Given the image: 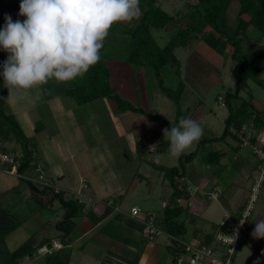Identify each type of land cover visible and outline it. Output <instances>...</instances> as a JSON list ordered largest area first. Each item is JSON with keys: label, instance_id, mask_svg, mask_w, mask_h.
<instances>
[{"label": "rangeland", "instance_id": "rangeland-1", "mask_svg": "<svg viewBox=\"0 0 264 264\" xmlns=\"http://www.w3.org/2000/svg\"><path fill=\"white\" fill-rule=\"evenodd\" d=\"M2 1L12 3L14 0ZM161 3V8L166 13L175 18L184 17L181 26L189 23L191 28L194 27L188 47L179 46L172 52L178 60L177 64L172 63V66H166L162 72L163 86L167 88L166 92L158 85V79L154 76L151 68L134 65L127 61L128 43L122 33L127 29L129 22L131 24L133 19L140 16L135 7V0L128 4L127 11H119L120 6L116 3L112 10L104 14L95 27L99 33L108 29L111 31L106 33L102 39L105 46L99 53L97 63L99 66L97 69L95 68L96 76L102 78L93 85L94 72L91 71L84 59L79 62L80 64L73 62L52 63L8 82L9 99L3 107V112L12 115L17 122L26 138L28 148L35 155L33 157L35 166L41 167L42 171L39 174H42L53 188L64 191L65 197L75 198L82 202L88 198L84 194L85 191H92L97 197H103L106 200L112 199L116 205L112 208L117 209L119 213H129L132 207H138L142 215L153 213L158 219L162 216L163 211L161 203L167 202L172 192L168 181L161 177L159 168L178 167V156L181 151L189 154L197 150L198 154L193 160L194 166L198 165L195 178L203 179L201 175L204 173L201 170L206 164L204 157L207 155L204 156L202 151L204 149L211 151L214 148L221 150L226 145V142L222 141L198 145V141L195 146L192 140L195 136L199 137L198 135H202L206 139L218 137L224 130V121L228 116V110L226 106L220 105L218 98H222L224 102L225 96L234 92L235 78L231 69L236 60L234 61L231 56V48L225 39L215 34L197 15H195L197 19L190 17V13L194 12L192 6L196 0H162ZM238 6V0H232L226 12V26L229 32L233 31L237 25ZM118 12H120V20L115 17ZM244 18L247 19V17ZM179 26L180 24L174 22L167 30L152 31L158 46L163 47L167 44ZM246 36L250 41L244 40L245 42L241 43L243 59L249 57L257 47L264 46V38L259 30L249 27ZM19 42L20 39L15 37L2 51V54ZM259 67V78L264 81V59L260 61ZM208 70L214 71L215 74L213 73L212 77L208 76L206 74ZM105 71L108 72L109 77L106 75L103 77ZM179 71L185 78L180 85L178 83L181 81ZM126 81L127 83H125ZM106 83L114 88L122 100L129 102L135 108L143 109L150 116L157 117L158 120L138 113H134L136 118L122 120V116L133 113L126 106L119 107L115 101L109 98L78 104L66 93L71 84L80 85L83 87L84 93L92 94L103 89ZM90 85L94 87L95 91ZM247 85L246 89L239 92L237 100H230L231 104L239 106L243 102H248L251 96L255 108L261 111L259 117L264 119V88L257 86L252 80H249ZM178 111L185 115L189 124L180 141L173 142L171 153L161 155L156 152L146 153L145 146L151 142L154 144L152 135L163 132L165 125L172 124ZM0 123L4 127L7 126V123L1 119ZM202 127L204 129H201ZM243 130L247 134L252 132L246 127ZM4 137V134L0 133V139H4ZM166 137V139L169 138V136ZM229 140L230 138H226L224 141ZM3 143L8 149L20 151L22 148V141H18L13 133H10ZM239 151V155L253 157L250 146ZM238 165L239 163L232 169L237 171ZM34 169V166L30 167L27 176L37 179V172H34ZM0 172L5 174L2 170ZM3 174H0V183L4 182L5 177L11 178ZM140 174L146 177V180L141 179ZM247 174L243 168L238 174L236 182L245 184L247 181L244 178ZM12 178L21 182L18 177ZM204 182L205 186L209 180ZM21 184L28 189L25 182H21ZM220 185L226 191L223 196L227 197L228 193L233 191L230 189L231 187L227 189L229 184L225 179H222ZM192 191L194 192V188ZM237 193L240 194L239 189ZM100 202L106 204L105 200ZM90 203L91 201L87 202L88 208ZM32 204L36 213L43 214L45 218L47 216L50 221V225L45 226L44 230L56 233L59 240L60 233L54 229L55 224L62 220L64 214L59 204L56 202L53 207L42 210L37 209L33 202ZM23 209L27 214L26 208ZM253 216L264 218V182L261 184L253 206L252 218ZM15 221L18 223L16 219ZM217 221L218 224L220 220ZM81 232L83 231L79 227L76 228L72 232V237ZM115 232L116 238H120L123 234L121 229ZM144 241H141L140 245L138 244L142 251L152 240ZM196 241L190 242L197 245ZM83 242L86 243L85 240L76 242V246L72 248L71 252L74 255L70 264H78L79 260L75 255ZM19 246L20 242L10 243V245L8 243V247L0 245V264L45 263L46 257L38 255L36 251L33 255L11 258L10 255ZM108 250L114 253L111 246L108 247ZM251 252L247 245L243 247L242 251L237 250L234 255L235 264H244ZM166 255L167 257L164 256L163 261V254L162 258L158 257L159 260L156 263L159 261L160 264L162 261L161 264H175L173 258L168 253ZM109 256L111 255L108 254L106 257ZM220 256L224 259L222 252ZM129 258L134 257L130 255ZM112 260L111 257L106 260L103 258L99 264H112Z\"/></svg>", "mask_w": 264, "mask_h": 264}, {"label": "trees", "instance_id": "trees-1", "mask_svg": "<svg viewBox=\"0 0 264 264\" xmlns=\"http://www.w3.org/2000/svg\"><path fill=\"white\" fill-rule=\"evenodd\" d=\"M131 1L14 0L12 3H6L0 0V119L7 123L6 127L0 123V133L5 136L4 139L1 138L0 140L4 142L8 135L13 133L18 141H22L21 157L18 159L19 166L17 168L20 175L30 167L34 166L36 168V166L33 161V152L28 148L26 138L23 136L14 117L3 112V107L9 99L8 82L52 63H79L84 59L90 66L91 71L94 72L93 85L102 78L96 76L97 71L95 68L97 69L99 66L97 64L99 53L105 46L102 39L106 33L111 31L108 29L99 33L95 27L104 14L112 10L116 3L120 6L119 11H127V6ZM161 2L162 0H135V7L140 16L133 19V23L129 24V22L124 32L128 37L127 61L134 65L151 68L154 76L158 79V85L166 92L167 88L163 86L162 72L166 66H172V63L177 64L178 60L172 52L179 46L182 48L188 47L194 27L191 28L189 23L181 26L184 17L175 18L166 13L161 8ZM231 2L232 0H196V3L192 6L203 23L215 34L225 39L231 48L233 60H236L234 67L231 69L235 78L234 92L227 94L223 102L228 110V116L224 121V130L221 136L208 139L202 138L198 145L231 138L238 142L233 149L238 151L240 147H243L244 140L253 145L255 134L264 128V119L259 117L261 111L255 108L251 96L248 102H243L239 106H232L230 101L239 98V92L246 89L249 80L264 88V81L259 78V63L264 59V46L257 47L246 59L242 58L241 52V43L250 41L246 36V31L250 26L259 30L264 38V0H238L237 25L233 31L229 32L226 26V12ZM119 13L115 16L118 20L121 18ZM128 15L132 18L129 13ZM244 17H247V19ZM174 22L180 24L178 30L167 44L163 47L158 46L153 38L152 31L167 30ZM91 31L92 33H90ZM15 37L20 39L19 44L9 48L2 54V51ZM104 75L109 77L107 71H105L103 77ZM178 83L179 85L182 84L181 81ZM90 87L92 86L90 85ZM82 88L80 85L71 84L66 93L74 98L78 104H85L100 98H109L115 101L119 107L126 106L133 113L152 117L143 109L135 108L129 102L122 100L110 87L109 83H106L103 89L92 94L84 93ZM92 88L95 91L94 87ZM152 119L158 120L157 117H152ZM244 127L252 131L249 136L244 132ZM185 128V115L178 111L172 124L165 125L163 132L152 135L154 144L153 142L151 144L155 148L154 152L170 154L173 149V139L180 136ZM166 136H169V138L166 139ZM197 153V150L189 154L181 151L178 156V167L159 168L164 179L168 181L172 192L163 208L162 216L158 219L155 217L154 224L163 234L171 238L183 239L186 233L183 223L176 221L183 213V208L178 204V200L189 198L183 179L186 166L195 159ZM222 156V153L211 150L207 153L205 165L209 168L218 165ZM24 182L28 185L30 199L37 206V209L42 210L53 207L57 202L64 211L62 220L57 222L54 228L60 233L59 242L66 246L69 242V235L75 227L73 220L83 216V202L75 198H66L63 191H55L52 187H41L28 180H24ZM107 208L112 209L111 206H107ZM119 217L128 225L136 226L142 232V224L123 215ZM17 226L18 223L15 219L8 212L0 209V245L5 246L4 238ZM212 241L213 238L207 236L202 244L211 245ZM44 244L46 242L34 247L33 239H28L10 256L16 259L28 254L33 255ZM240 244L237 250L240 249ZM166 249L174 262L177 255L175 243L172 244L171 242ZM140 254L141 250H138L134 259L128 260L126 264H138ZM252 260L253 254L245 264H249ZM68 261L69 255L63 254L62 249L52 256H47L44 264H68ZM122 262L124 263L123 260Z\"/></svg>", "mask_w": 264, "mask_h": 264}, {"label": "crops", "instance_id": "crops-1", "mask_svg": "<svg viewBox=\"0 0 264 264\" xmlns=\"http://www.w3.org/2000/svg\"><path fill=\"white\" fill-rule=\"evenodd\" d=\"M195 15H197L195 12L190 13V17L192 19L194 18L197 19ZM122 35L126 38V41L128 43V37L126 33L123 32ZM213 73L215 74V72L211 70L206 71V74L208 76L210 75L211 77ZM179 78L181 82L182 80L184 81L185 79L182 77L180 71H179ZM125 83H127V81ZM111 88L114 90L113 87ZM134 115H135L134 113H127L126 115H124V117L122 116L121 119L127 121V119L130 120L132 119V117L136 118V116ZM188 124H189V120L188 121L186 120V126H188ZM186 128L180 136L173 139L174 143L176 140L180 141L181 136L184 133H186ZM201 129H204V127H202ZM198 136L199 137L195 136L193 138L192 140L193 145L197 144L198 141L204 138L202 135H198ZM247 136H249V134ZM222 142H226V145L223 149L217 150L214 148L211 150L222 153L223 156L220 158L218 165L210 168L207 167L206 165L204 166V168L201 170L202 173H204L201 175L203 179L195 178L196 177L195 172L196 171L198 172L197 169L198 165L194 166L193 161L186 166V173L183 182L186 184L187 191L189 193V198L187 200L181 199L179 201L178 204L183 208V213L176 219V221L178 223H183V225L185 226L186 233L183 236V239L188 243L193 242V240H197L196 241L197 244H202L205 237L207 236L212 237V233L214 232V230L218 225L217 220H221L225 210L231 212L233 216H237L239 214V211L243 208L244 204L246 203V198L250 193V189L254 184L255 180L257 179L259 168H258L257 159L254 157V155L252 154L253 155L252 158H250L248 155L247 156L239 155L240 153L239 150L244 149L245 147H240V149L238 150L239 152L230 149L231 147L233 148L236 147L238 144L237 141H234L231 138L229 141H222ZM208 152H210L208 149H204L202 151V153H204V156H206ZM151 153H155V152H151ZM34 156L35 155L33 153V157ZM205 160L206 157H204V162ZM238 163H239L238 165L239 169L237 171L236 169H232V167H234ZM37 168L39 167L36 166L34 172H36L35 170ZM243 168H245L246 172L248 173L247 176L244 178L245 181L247 182H245V184L244 183L239 184L236 182V180L238 178V174H240V171ZM29 169L25 170L21 174V178H20L21 182L24 183V180L30 179V177L27 176L28 175L27 172L30 171ZM39 171L40 172L42 171L41 167L39 168ZM0 174L3 173L0 172ZM3 175L11 178L16 177L11 175L8 176L6 175V173ZM160 175L163 178L162 171L160 172ZM139 177L143 180L144 179L146 180V177L142 176L141 174L139 175ZM11 178L5 177L3 179L4 182L0 183L2 184L0 185L1 187L0 209L8 212L9 215L15 218L18 221V226L16 229H14L4 238L5 246L8 247V243L9 245L10 243L17 244V242H20V245H22L28 239H33L34 247H37L43 242L49 244L51 241H59L57 239L58 235H56V233L52 231L46 232L44 230L45 226L50 225V221L49 219H47V216L45 218L43 214H40L39 212L36 213L37 211L34 205L32 204V200L30 199L28 189L25 187V185L21 184L20 181L15 180L16 178L15 179L14 178L11 179ZM207 179L209 180V182L204 186L205 183L204 181ZM222 179L228 181L229 186L227 187V189L229 187H231L230 189H233V191L228 193L227 197L223 196L226 191H224V188H222L220 185ZM248 181L250 182L247 185ZM235 182L236 184H234ZM51 187L53 188V186ZM193 188H194V192L192 191ZM216 188L220 191L219 198L217 200L211 201L208 199V195L212 190ZM53 189L62 191L58 188H53ZM238 189L240 190V194L237 193ZM84 194L88 198L82 200L84 204L83 216L77 217L73 220L75 227L72 230L73 232L76 228L79 227L83 232H81L82 234L80 233L74 237H72L73 235L71 232L69 235V242L63 248V254L69 255L68 264H70L71 258L74 255L71 252L72 248L76 246L75 245L76 242L83 240H85L86 243L83 242L82 246L81 247L79 246L78 248L79 251L75 255L79 260L78 264H99L100 261L103 260V258H105L106 260V258L109 257L113 259L112 264H126L128 260L131 261L134 259V258H129V256L131 255L135 257L138 250H141L138 264H159V261L158 263H156V261L159 260L158 257L161 256L162 258V254H163L162 261L164 260V256L167 257L166 254L168 252L166 248L170 246V241L167 235L162 234L159 237L155 238L154 240L150 241L151 243L149 242L150 244H147L142 251V249L139 248L141 241L144 242L145 240L142 232L136 226L128 225L123 219H121L122 216L121 217L119 216L122 214H120L119 211H115V208L109 210L106 204H102L100 202L101 200H105L107 202V200H112V199L106 200L103 199V197H99V196L97 197L94 195L92 191H88V192L85 191ZM66 198L68 197L66 196ZM90 201L91 203L89 206L90 208L89 210L87 206V202ZM165 204L166 202H162L161 207L164 208ZM113 206L116 205L114 204ZM24 207L28 212L27 213L28 216H26L27 214H25L24 212L23 209ZM88 213L91 215H89ZM141 217L143 216L140 215L139 218ZM119 229H121V231L123 230V234L120 236V238H116L115 231ZM245 245L249 246L252 251L249 257L253 254V260L250 263L264 264V218L263 217L261 218L259 217L255 218L254 216L253 218L251 217L249 223V231L247 234L244 235L243 239L241 240L240 249L238 251H242ZM109 246H111L114 249L113 250L114 253H111L108 250ZM163 251H165V253H162ZM108 254H110L111 256L106 257ZM122 260L124 261V263L122 262ZM233 264H235V260Z\"/></svg>", "mask_w": 264, "mask_h": 264}, {"label": "built area", "instance_id": "built-area-1", "mask_svg": "<svg viewBox=\"0 0 264 264\" xmlns=\"http://www.w3.org/2000/svg\"><path fill=\"white\" fill-rule=\"evenodd\" d=\"M221 105L223 100L218 99ZM250 146L252 154L257 159L258 175L254 184L250 189V193L246 198V203L239 211L237 216H233L231 212L225 210L221 220L219 221L215 232L212 236L213 241L211 245L197 244L193 245L184 241L182 238H171L168 236L170 244L175 243L177 255L175 257V264H233L234 255L237 248L243 239L244 235L249 231V222L252 217L253 206L257 200L261 184L264 182V128L255 134V143L250 145L244 140L243 147ZM146 153L154 151L153 144L149 143L145 146ZM21 157V152L18 150L8 149L5 144L0 140V170L4 173L21 178L17 168L19 166L18 159ZM37 172V179H27L32 183L41 187H51L50 183ZM56 191V190H55ZM220 191L216 188L210 192L208 199L211 201L219 198ZM81 202V200H79ZM180 200H178L179 203ZM113 202L108 200L106 206L113 207ZM115 211H118L115 209ZM138 207H132L130 212H121L123 216L139 222L143 225L142 234L149 240L162 235V231L154 224L155 216L153 213L141 214ZM142 215L143 217L139 218ZM65 246L59 241H51L49 244H44L36 250V253L41 256H52L62 250ZM221 252L223 254L221 258ZM218 254V256H217ZM255 264V263H249Z\"/></svg>", "mask_w": 264, "mask_h": 264}]
</instances>
